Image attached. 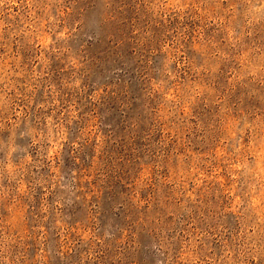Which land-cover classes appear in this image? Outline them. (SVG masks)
Returning <instances> with one entry per match:
<instances>
[{
	"label": "rangeland",
	"instance_id": "obj_1",
	"mask_svg": "<svg viewBox=\"0 0 264 264\" xmlns=\"http://www.w3.org/2000/svg\"><path fill=\"white\" fill-rule=\"evenodd\" d=\"M0 264H264V0H0Z\"/></svg>",
	"mask_w": 264,
	"mask_h": 264
}]
</instances>
